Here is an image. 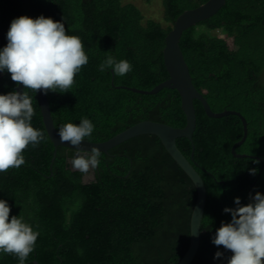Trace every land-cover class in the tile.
<instances>
[{"label":"trees","instance_id":"trees-1","mask_svg":"<svg viewBox=\"0 0 264 264\" xmlns=\"http://www.w3.org/2000/svg\"><path fill=\"white\" fill-rule=\"evenodd\" d=\"M205 1L162 0V23L144 21L128 0H0V47L11 20L20 15L64 20L68 34L82 39L89 61L72 88L46 94L57 131L69 121L89 118L95 129L85 139L99 142L142 120L183 127L177 90L142 94L117 86L149 90L166 80L165 36L178 15ZM200 25L222 35L198 32ZM179 45L192 82L211 109L236 110L247 121V136L236 147L247 157L231 152L243 135L240 118L209 117L198 100L192 142L176 139L206 188L200 243L190 264H222L231 252L211 238L222 221L231 219L224 207H235L237 196L246 204L250 194L264 193V0H225L214 15L184 30ZM107 54L130 61L132 71L124 76L101 72L98 66ZM10 76L0 73V93L15 90ZM25 91L35 109L32 125L47 139L23 150L26 164L0 173V198L11 206L10 217H23L39 232L25 264H176L189 245L197 192L160 138L141 134L101 151L96 180L83 183V174L69 167L75 150L53 144L37 93ZM217 251L224 253L222 259H214ZM0 264H18V258L0 254Z\"/></svg>","mask_w":264,"mask_h":264},{"label":"clouds","instance_id":"clouds-1","mask_svg":"<svg viewBox=\"0 0 264 264\" xmlns=\"http://www.w3.org/2000/svg\"><path fill=\"white\" fill-rule=\"evenodd\" d=\"M6 41L0 47V73H10L12 81L23 85V91L0 93V173L26 164L23 150L29 145L35 148L47 139L42 130L32 125L35 109L25 89L44 94L50 90L69 92L76 74L89 61L82 39L68 34L64 20L43 14L35 18L29 15L13 18ZM98 67L101 72L110 69L115 75L124 76L133 66L126 59L117 60L107 54ZM94 129L89 118H82L79 123L69 121L58 130L61 143L76 146L77 153L71 164L85 175L100 164L98 148L79 147ZM249 172L254 175L257 169ZM234 204L235 207H224L223 212L230 213L231 219L222 221L211 238L214 245H222L231 255L222 259L224 253L217 251L214 259H222V264H264V193L250 194L246 204L237 196ZM10 210L8 201L0 198V254H13L18 264H25L35 249L39 232L23 217H10Z\"/></svg>","mask_w":264,"mask_h":264},{"label":"water","instance_id":"water-1","mask_svg":"<svg viewBox=\"0 0 264 264\" xmlns=\"http://www.w3.org/2000/svg\"><path fill=\"white\" fill-rule=\"evenodd\" d=\"M224 4L225 0H207L194 8L184 10L180 15H178L172 25V28L167 32L165 36V45L162 52L164 65L169 74V77L166 80L160 82L149 90L139 89L136 87L117 86L128 88L132 91L142 94H154L162 88L177 90L181 98V108L186 118V123L183 127H173L159 121L142 120L129 126L128 128L115 134L107 140L93 142L85 139L79 145L81 149L90 150L91 148L96 147L100 150V152H106L108 149L114 147L115 145L137 135L154 134L160 138L162 144L171 155V157L191 178L197 192L196 202L190 218L189 245L181 259L176 264H190L197 252L200 243L201 219L204 213L206 202V188L201 176L199 175L193 164L190 162V160L187 159V157L180 151V149L176 145V139L179 137H186L189 141L192 142V133L196 126L194 100H198L201 103L205 113L209 117L219 118L229 114L237 115L243 125V135L240 140L232 145L231 152L234 156L237 157L250 156L245 153L236 152V147L241 145L247 136V121L245 117L236 110L225 109L220 112H215L211 109L206 98L194 86L189 67L185 61L183 52L179 45V40L184 30L214 15ZM15 90L23 91V85H16ZM37 97L40 105L43 124L53 144L55 146L60 145L77 150L76 146L71 145L69 142L61 143V141L59 140L58 131L52 119L51 110L46 94L38 90ZM193 146L194 145L192 143V147ZM254 157L261 160L260 157ZM72 158L73 157L68 158L69 167L71 168V170H76L72 167ZM81 179L83 183H90L91 181H95V171L90 170V173L87 175L83 174ZM34 263L38 264L37 261H34Z\"/></svg>","mask_w":264,"mask_h":264},{"label":"rangeland","instance_id":"rangeland-1","mask_svg":"<svg viewBox=\"0 0 264 264\" xmlns=\"http://www.w3.org/2000/svg\"><path fill=\"white\" fill-rule=\"evenodd\" d=\"M129 2L135 4L142 12L144 21L148 18L154 19L157 21H163V6H162V0H128ZM196 29L198 32H206L209 34H219L222 35V31L217 30L215 32L210 31L204 26H196Z\"/></svg>","mask_w":264,"mask_h":264},{"label":"flooded vegetation","instance_id":"flooded-vegetation-1","mask_svg":"<svg viewBox=\"0 0 264 264\" xmlns=\"http://www.w3.org/2000/svg\"><path fill=\"white\" fill-rule=\"evenodd\" d=\"M76 153H77V150H75V151L73 152V155H72L71 157H74V156L76 155ZM71 157H69V158H71Z\"/></svg>","mask_w":264,"mask_h":264}]
</instances>
